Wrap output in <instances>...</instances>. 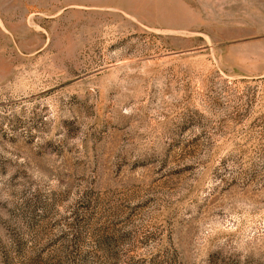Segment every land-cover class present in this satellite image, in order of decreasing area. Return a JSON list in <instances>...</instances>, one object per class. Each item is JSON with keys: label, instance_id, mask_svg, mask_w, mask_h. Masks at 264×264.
<instances>
[{"label": "rangeland", "instance_id": "374dc122", "mask_svg": "<svg viewBox=\"0 0 264 264\" xmlns=\"http://www.w3.org/2000/svg\"><path fill=\"white\" fill-rule=\"evenodd\" d=\"M0 264H264V0H0Z\"/></svg>", "mask_w": 264, "mask_h": 264}]
</instances>
